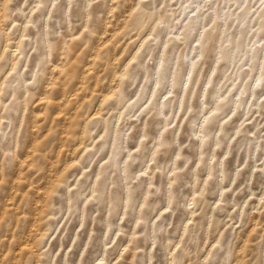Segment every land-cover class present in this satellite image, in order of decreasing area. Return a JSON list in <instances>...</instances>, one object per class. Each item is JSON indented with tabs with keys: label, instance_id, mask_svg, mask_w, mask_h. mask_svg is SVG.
Listing matches in <instances>:
<instances>
[{
	"label": "rangeland",
	"instance_id": "374dc122",
	"mask_svg": "<svg viewBox=\"0 0 264 264\" xmlns=\"http://www.w3.org/2000/svg\"><path fill=\"white\" fill-rule=\"evenodd\" d=\"M0 15V264H264V0Z\"/></svg>",
	"mask_w": 264,
	"mask_h": 264
},
{
	"label": "bare ground",
	"instance_id": "6f19581e",
	"mask_svg": "<svg viewBox=\"0 0 264 264\" xmlns=\"http://www.w3.org/2000/svg\"><path fill=\"white\" fill-rule=\"evenodd\" d=\"M1 16V15H0ZM1 18V17H0ZM44 98V97H43ZM46 99H47V97H46ZM42 201V200H41ZM33 250V249H32Z\"/></svg>",
	"mask_w": 264,
	"mask_h": 264
}]
</instances>
